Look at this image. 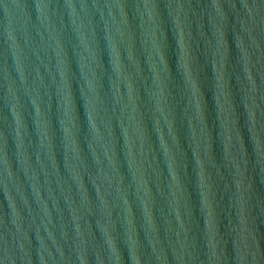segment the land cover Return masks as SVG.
Wrapping results in <instances>:
<instances>
[{
	"label": "water",
	"instance_id": "obj_1",
	"mask_svg": "<svg viewBox=\"0 0 264 264\" xmlns=\"http://www.w3.org/2000/svg\"><path fill=\"white\" fill-rule=\"evenodd\" d=\"M31 264H264V0H79Z\"/></svg>",
	"mask_w": 264,
	"mask_h": 264
}]
</instances>
